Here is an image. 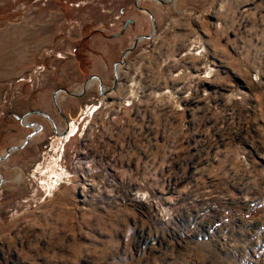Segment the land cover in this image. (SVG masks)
<instances>
[{"label": "rangeland", "instance_id": "rangeland-1", "mask_svg": "<svg viewBox=\"0 0 264 264\" xmlns=\"http://www.w3.org/2000/svg\"><path fill=\"white\" fill-rule=\"evenodd\" d=\"M133 6L0 0V31L27 52L44 43L40 54L59 57L80 38L74 57L88 65L83 31L125 34L127 47L151 33L142 11L124 30ZM155 22L112 92L101 95L98 79L79 97L59 91L76 126L68 138L28 116L46 128L0 185V264H264V0H191ZM45 70L33 69L39 80ZM69 72L78 93L90 71ZM30 75L17 80L33 86ZM14 93H2V120ZM46 110L61 130L54 105ZM12 129L0 125V144Z\"/></svg>", "mask_w": 264, "mask_h": 264}, {"label": "crops", "instance_id": "crops-1", "mask_svg": "<svg viewBox=\"0 0 264 264\" xmlns=\"http://www.w3.org/2000/svg\"><path fill=\"white\" fill-rule=\"evenodd\" d=\"M190 1L191 0H173L169 5H158L155 1L151 0H144L141 2H143L142 6L153 13L155 20L159 21L162 12H170L172 10L178 12L184 11L188 9ZM124 11H126V9H123L121 12L123 13ZM157 11L158 15H156ZM126 12L128 13L126 18L133 19V23L128 24L130 27L131 24H135L140 18H145L142 17V15L145 16L144 13L137 9L135 5L130 7ZM133 12L135 15H133ZM126 27H124V30ZM14 28L17 29L16 25ZM9 33L10 31H0V44L2 43L0 46V107L1 104H5L2 102L3 92L8 91V95L10 96L12 92H15V89L18 86L20 93L18 98L16 94L13 100H10V104H12L14 108V113L3 120L0 118V125L4 124L8 129H12L13 126H16L14 127V130L12 129L14 132L9 133L7 139L4 137V143L0 144V147L2 145L4 146L3 148L21 143L25 136L31 131V128L26 127L21 123V117L23 115L31 110L47 112L46 109L53 106L52 95L54 91L65 87L70 91H73L82 84L79 82V85L75 78H70L71 75H69V69L75 70L78 74L81 73V69L83 68L84 72L90 71L89 75L97 74L103 77L102 74L105 73L106 76L109 73L108 69L112 68L117 61L118 56L122 55L123 50L127 47L128 41H130L127 36H124L125 34L120 35L121 33L108 35L101 31L94 34L90 31H83V38L88 41V48L92 50V53H90L91 56L89 57L91 63L88 65H82L76 61L73 52V48L80 38L72 41L69 50H67V52H61L62 56L59 57L54 54L49 55V53H47V55H44L43 53L40 54V51L45 47L44 43L42 46H37L33 51L28 50V52L22 48H18V43H9L7 37V34ZM10 37L12 38L13 36ZM45 41H48V39ZM46 43H49V45L51 44V42ZM59 46L57 45L55 48L56 50L54 51H61L63 44H59ZM5 52H8V56ZM38 64H43L46 69L41 73L40 77L42 78L40 80L38 79V74L33 71L34 67ZM26 74H31L30 76L32 77L31 81H33V86H30L24 81L18 82L17 79ZM36 82L37 85H34ZM57 100H59V96ZM17 111L20 112L17 113ZM35 121V119L26 117L24 122L31 123ZM42 124L43 128L42 131L39 132V135L43 134L46 128V125L44 123ZM56 125L60 127L61 124L59 121H56ZM39 135L35 134L31 141L34 138H38ZM27 146L20 150L12 151L6 160L0 162V171L4 174V181H7L8 179L6 173L7 169H16L17 166L21 165L20 162L23 160L24 153L28 149Z\"/></svg>", "mask_w": 264, "mask_h": 264}, {"label": "water", "instance_id": "water-1", "mask_svg": "<svg viewBox=\"0 0 264 264\" xmlns=\"http://www.w3.org/2000/svg\"><path fill=\"white\" fill-rule=\"evenodd\" d=\"M139 0H134V5L137 9H139L140 11L146 13V15L150 18V21L152 23V31L149 34H139L136 37H134L132 44L127 47L126 49L123 50L122 55H121V60L117 61L114 63L113 65V71L115 73V76L113 78V83L111 88H109L106 91H111L115 88L117 82H118V76H117V65L118 64H124L125 62V57L128 53H130L138 44V42H140L142 39H151L156 32L157 29V25L154 19L153 14L151 13V11L145 7H142L138 4ZM151 1H158L160 3H167V2H171L173 0H151ZM133 23V19L128 18L126 19L125 23H124V27L128 26V24ZM93 77H97L99 80V85H98V89H99V93L101 95H104L103 91H101L102 88V80L101 77L99 75H91L89 76L84 82H83V86L82 89L78 92V93H74L72 91H69L65 88H60L57 89L56 91H54L53 95H52V100H53V105L56 108L57 112L59 113L61 119L64 122V126L61 127L62 130H57L58 127L56 125V123L54 122V120L52 119V117L50 115H48L46 112L41 111V110H31L28 111L25 115H23L21 117V123L23 125H25L26 127L31 128V131L25 136V138L22 140L21 143L17 144V145H11L5 148L4 152L0 155V162L6 160L8 158V156L10 155V153L14 150H20L23 147H25L30 140L34 137L35 134H37L38 132H40L42 130V124L39 122H31V123H27L24 122L26 117L32 115V114H38L41 115L42 117H44L46 120H48L51 124V128L52 131L54 133L55 136H64L68 133V119L66 118L65 114L63 113V111L61 110V108L59 107L58 103H57V97H58V93L60 90L64 91L67 95L73 96V97H79L81 95H83L87 89V85L88 82L90 81V79L92 80ZM4 181V175L2 172H0V184Z\"/></svg>", "mask_w": 264, "mask_h": 264}, {"label": "bare ground", "instance_id": "bare-ground-1", "mask_svg": "<svg viewBox=\"0 0 264 264\" xmlns=\"http://www.w3.org/2000/svg\"><path fill=\"white\" fill-rule=\"evenodd\" d=\"M139 1H140V0H139ZM156 2H158V1H156ZM171 2H172V1H171ZM171 2L169 1V2H167V3H161V4H170ZM158 3H160V2H158ZM156 30H157V29H156ZM155 33H156V32H155ZM153 37H154V36H153ZM153 37H152V38H153ZM142 40H144V39H142ZM120 66H122V64H118L117 67H116V68H117V76H118V72H119V67H120ZM96 75H97V74H96ZM29 79L31 80V78H29ZM94 79H98V78H97V77H93L92 80L90 79V81L88 82V85H87V89H88L89 86H90V82H92ZM101 80H102V79H101ZM118 81H119V78H118ZM117 83H118V82H117ZM115 88H116V86H115ZM87 89H86V90H87ZM106 90H108V89H104V88H103V84H102L101 91L104 92V93H103L104 95H105L106 93L112 92L114 89L111 90V91H106ZM94 106L97 108L96 105H94ZM94 106H93V107H94ZM96 108H95V109H96ZM68 123H69V121H68ZM57 127H58V126H57ZM75 127H76V126H75L74 123H70V124H68V133H67L66 135H64V136H61V137H62L63 139L68 138L70 135H72V134L75 132V129H76ZM57 130H59V129H57ZM61 130H62V129H61ZM37 134H38V133H37ZM59 137H60V136H58V138H59ZM61 137H60V138H61ZM3 175H4V174H3ZM2 183H3V182H2ZM2 183H1V184H2ZM1 184H0V185H1Z\"/></svg>", "mask_w": 264, "mask_h": 264}, {"label": "built area", "instance_id": "built-area-1", "mask_svg": "<svg viewBox=\"0 0 264 264\" xmlns=\"http://www.w3.org/2000/svg\"><path fill=\"white\" fill-rule=\"evenodd\" d=\"M22 79V78H21ZM28 80H30V79H28Z\"/></svg>", "mask_w": 264, "mask_h": 264}]
</instances>
